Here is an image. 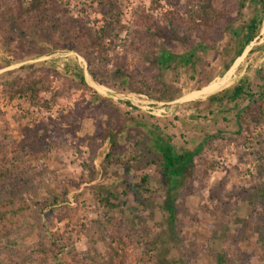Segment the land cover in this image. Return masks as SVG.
<instances>
[{"label":"rangeland","instance_id":"rangeland-1","mask_svg":"<svg viewBox=\"0 0 264 264\" xmlns=\"http://www.w3.org/2000/svg\"><path fill=\"white\" fill-rule=\"evenodd\" d=\"M71 1L89 12L93 34L89 43L93 46L92 40L105 25L102 11L106 8L100 0ZM188 2L122 0L118 29L128 27L135 12L159 21L164 13L178 9L180 17L161 21L155 34L141 27L126 54L119 46L108 49V58L114 60L95 79L86 59L75 50L50 49L20 58L7 50L0 36V144L7 146L11 161H22L7 187L35 184L40 197L65 199L60 204L68 212L63 220L22 217L17 246H7L0 236V264L47 261V249L56 253L52 264H81L78 259L84 253L90 259L87 264H101L115 251L125 255L127 250L135 257L143 250V242L155 234L168 241L169 260L176 264H217L220 253L227 256L228 264H264V199H256L258 188L264 187V117L256 123L243 116L262 91L257 72L264 70V16L258 13L262 22L255 38L233 63L245 39L234 41L232 31L252 22L260 6L253 0H214L213 10L220 19L210 24L192 23ZM240 2L244 3L242 10L238 9ZM127 36L124 30L119 44ZM166 54L177 60L193 56V64L185 67L173 61L159 73L177 90L172 100L137 95L117 75L114 63L122 65L124 57L129 75L132 71L156 75L161 69L156 62ZM38 70L51 72V90L44 93L51 98L48 105L3 92L1 84L25 80ZM84 75L87 86L77 85L76 80ZM240 80L248 82L252 97L208 102L209 96L233 89ZM54 93L58 98L52 99ZM240 127L247 128L241 140L223 144L216 140L235 137ZM158 136L170 141L176 152L194 154L193 165L173 190L160 173V154L150 153ZM24 141H29L24 150L13 151ZM112 145L116 147L110 150ZM145 176L155 211L142 214L132 235L126 220L134 219L135 212L128 207L140 206L133 203L132 195H122L124 182L139 183ZM109 194L119 196L120 203L127 202L123 213L104 204L102 198ZM167 196L175 201L172 219L159 209ZM113 264H119V259Z\"/></svg>","mask_w":264,"mask_h":264},{"label":"trees","instance_id":"trees-1","mask_svg":"<svg viewBox=\"0 0 264 264\" xmlns=\"http://www.w3.org/2000/svg\"><path fill=\"white\" fill-rule=\"evenodd\" d=\"M100 1L106 8V10L102 11L106 22L92 40L93 46L89 43L93 36L88 25L89 12L86 7L83 5L77 6L71 0H0L1 41L12 55L20 58L28 55L44 54L50 49L69 48L75 50L86 59L90 75L95 79L102 72L101 68L106 67L109 62H113L114 60L108 58V49L113 50L119 46L125 49L124 54H126L130 51L129 46L135 38V33H139L141 27H145L148 33L152 32L155 34L160 31L161 21H170L175 17H180L178 9L173 12L164 13L159 21L152 16L135 12L132 17V23L128 27L123 26L118 29L116 23L121 22L122 7L120 6V2L122 0ZM253 1L257 3V6H260L255 18L249 24H244L239 29H233L232 31V39L234 41H238L241 38L245 39L244 43L237 49V56L234 57L233 63L242 56L246 47L254 40L257 26L262 22L258 13L261 12V17L264 16V0ZM188 3V9L190 7L189 11L193 17L192 23L199 21L211 24L212 19L215 18L216 22L220 19L217 16L218 12L213 10L214 0H189ZM89 6L91 7V5ZM243 8L244 3H238V9L242 10ZM231 26H228L226 30L228 31ZM124 30H128L127 39L123 41V44H119V36ZM90 47H94L93 52L89 51ZM94 52L97 53L95 55L98 59H95ZM117 57H119V54L116 55ZM151 57L153 58V56ZM121 60H123L122 65L118 63L114 64L117 69V75L121 78L124 77L122 80L123 85L126 86L128 84L127 86L130 90L137 95H147L158 101L172 100L177 95V90L174 86L168 84L162 76H159V73L163 71L162 69L170 67V63L173 61L180 62L185 67L193 64L192 55L183 56L177 60L173 55L166 54L158 59L159 62H156L161 66L160 71L156 75L148 72L147 75L141 76L138 74V71H132L131 75L126 73L125 71L129 70L126 62L127 59L124 57ZM0 69H2V66H0ZM226 69L229 70L230 66H226ZM54 73L56 74V72ZM257 76L262 83L259 86L262 91L258 96L256 95L257 98L252 101L243 113V116L248 115L256 123L263 121L262 118L264 117V70H258ZM138 77L142 79L138 82L130 83V81ZM127 79L130 80L128 81ZM52 82L49 70H38L29 74L25 80L19 79L5 82L1 86L3 92L9 97H25L33 104L48 105L51 98L45 97L44 93H48L51 90ZM76 82L79 86H87L85 75L80 77L79 82L77 80ZM248 88V82L240 80L239 84L233 89L225 90L221 94H213L207 99L213 105L214 103H221L224 99L235 101L242 96L252 97ZM54 98H58L57 93L52 94V99ZM256 103H259V106H255ZM243 116L242 118H244ZM246 129L240 127L235 137L216 140L221 141L222 144L223 141L226 143L239 141L244 137ZM27 143L29 144V141L17 144L13 151L17 150V148L20 149V147L24 150L27 147ZM6 147L5 144H0V236L6 239L7 246L15 247L18 244V235L21 233L24 225L22 217L33 218L35 215H38L44 216L47 220L53 217H59L63 220L68 212L66 207L60 204L65 199L61 200L59 196L42 198L40 197L38 186L35 184L26 183L20 185L14 183L12 187H7L6 183L11 180V175L15 171H18L22 161L17 162V158H13L14 160L11 161L12 159L8 157ZM115 147V145H112L110 150ZM38 149L40 148L38 147ZM153 151L160 154L158 160L161 164L160 173L170 185V190L177 188L180 179L184 178L190 166L193 165L194 154L186 150H183L182 153L176 152L171 142L164 140L160 136L154 140L153 150L150 153ZM110 156L109 153L107 158ZM10 163L12 169L8 166ZM151 163L157 165L154 160ZM148 181L149 178L145 176L140 179L139 183L124 182L125 187L122 195L125 197L132 195L133 203L140 206L139 208L128 207L129 212H135L134 219L126 220L127 230L132 235L135 234L137 220H142V214L150 211L151 215H153L155 211L154 202L151 200V195H149L150 192L148 189H145ZM257 197L264 199V187L258 188L256 199H258ZM119 199V196L109 194L107 197L102 198V201L107 207L112 209L120 208L123 213L124 209L127 208V202L123 201L120 203ZM174 203L175 201L172 200V197L167 196L164 205L162 207L159 206L160 211L167 212L171 219L174 214ZM141 226L142 230L147 231L143 224ZM131 238L134 239V236ZM167 243L168 241L162 235L155 234L143 242V250L135 257L130 252H127V250H125V255H121L118 251H115L108 259H102L101 264H113L115 258L119 259V264H176V261L173 259L169 260L170 248ZM195 247L197 245L193 246V248ZM45 251L49 259H46L47 261H39L36 264H52L51 262L54 261L56 253L48 249ZM58 251H60V248L57 249ZM80 257L81 259H78V262L80 261L81 264L89 263L88 254L84 253ZM216 262L217 264H228V258L224 253H220Z\"/></svg>","mask_w":264,"mask_h":264},{"label":"water","instance_id":"water-1","mask_svg":"<svg viewBox=\"0 0 264 264\" xmlns=\"http://www.w3.org/2000/svg\"><path fill=\"white\" fill-rule=\"evenodd\" d=\"M245 54V52H243V54H242V56ZM181 100H182V98H181Z\"/></svg>","mask_w":264,"mask_h":264}]
</instances>
